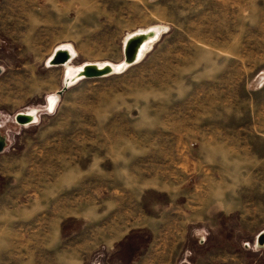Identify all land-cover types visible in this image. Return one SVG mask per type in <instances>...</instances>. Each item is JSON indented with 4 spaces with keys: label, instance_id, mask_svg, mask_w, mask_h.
<instances>
[{
    "label": "rangeland",
    "instance_id": "374dc122",
    "mask_svg": "<svg viewBox=\"0 0 264 264\" xmlns=\"http://www.w3.org/2000/svg\"><path fill=\"white\" fill-rule=\"evenodd\" d=\"M151 28H160L159 38L123 73L65 86L68 65H118L126 39ZM68 42L75 58L47 65ZM255 48L264 49V0H0V134L7 139L0 153V264H62L63 255L73 264H264V247L255 243L264 232V171L237 177L246 199L253 174L261 206L224 218L220 233L201 244L176 213L187 202L185 184L205 182L211 170H161L157 158L164 122L189 135L210 121L208 99L222 92L211 85L223 81L212 61L244 62L252 82L264 72V56L245 51ZM230 49L242 56L212 58ZM59 92L51 111L49 97ZM32 110L37 124L17 123ZM167 131V146L190 139L160 133ZM145 215L157 225L145 233L151 244L143 258L136 261L126 247L112 254L114 242L146 223ZM68 216L81 217L86 229L66 240L59 226Z\"/></svg>",
    "mask_w": 264,
    "mask_h": 264
},
{
    "label": "crops",
    "instance_id": "0c3cea01",
    "mask_svg": "<svg viewBox=\"0 0 264 264\" xmlns=\"http://www.w3.org/2000/svg\"><path fill=\"white\" fill-rule=\"evenodd\" d=\"M94 25L99 26L101 24L95 23ZM153 29L156 28L139 31L130 35L126 39L125 45L131 37L147 33ZM73 47L74 45L72 46L68 42L65 46L57 48V50L71 48L75 58L76 53ZM245 51L247 54H251V57L264 56V49L255 48ZM241 52V49L216 50L213 52L212 58L241 57ZM50 59L47 61V65ZM124 63L125 60L118 65L105 62L86 64L76 68L83 69L89 65H99L102 67L112 66L117 68ZM209 67L212 68L213 74L221 71L223 81H218L214 78L212 82L211 89L222 92L220 96L216 95L208 99V102L211 103L213 113H210L211 119L205 126V129L201 130V128H198L197 131L192 129L190 130L192 133L188 135L184 131L183 125H179V127L176 125V128L172 130L170 128L171 126L167 128L166 122H164L163 129L158 130V136L161 140L159 139L157 145V158L159 169L161 170H181L190 167V164V170H192L194 164L197 169L211 170V177L205 182L196 181L192 184L190 182L189 185L185 184V186L189 187L187 195H183L187 197V202L184 204V209L176 213L179 215L178 221H185L187 226L191 229L194 228L189 232L201 235L199 237L196 236L197 239L199 238L201 244L209 243L210 234L220 233L224 218L243 211L248 212L249 215H253L255 207H259V204L261 206L262 201L255 200L254 197L255 178L253 174L249 176V181L247 180L245 183L250 193L246 199H240L238 195L239 183L237 177L239 176L238 171L246 170L247 173L258 170L264 171V138L260 137H264V134H261L264 133V72L259 73L254 81L247 82L244 62L238 61L237 64H230L229 62L226 63L223 61L219 65V63L212 61ZM123 72H116V74ZM81 80H78L71 86L76 85ZM71 86L69 85V87ZM252 107H255V110L247 114L249 108L251 109ZM161 130L173 131L174 137H179V139L188 137L191 140H187L186 144L167 146L165 145V140L166 137H171V133L169 134L167 131V133L161 134ZM191 141H195L197 147L190 148V144L187 143ZM146 153H149V149L142 148V154L144 155ZM246 155L250 157L246 158ZM168 156L169 158L167 159ZM195 159L197 161H194ZM144 169L146 167H142V170ZM232 171H235V173ZM142 177L145 178V175L142 174ZM229 178L233 179L232 185L229 183ZM147 182L148 186L142 195L143 202L149 201L145 196L151 190V183L149 179H147ZM161 182L158 180L159 185H162ZM163 184L168 183L163 181ZM256 184H258L257 181ZM158 191L165 192V190L161 189H158ZM144 219L147 221L146 223L132 227L126 236L114 242L110 249L112 254H122V251L126 247L129 251L131 250L130 256L136 257L134 258L135 260L143 258V255L151 244L150 240L148 243H145V233L150 234V232H154L151 225H157V218L153 219L151 216L145 215ZM85 227V221L81 217L76 216L63 218L59 226L60 233L63 239L66 240L81 235L85 231ZM247 246L249 245L245 242L244 247ZM65 258L66 256L64 257L63 255L62 264L75 263L69 260L66 262L64 260Z\"/></svg>",
    "mask_w": 264,
    "mask_h": 264
},
{
    "label": "bare ground",
    "instance_id": "6f19581e",
    "mask_svg": "<svg viewBox=\"0 0 264 264\" xmlns=\"http://www.w3.org/2000/svg\"><path fill=\"white\" fill-rule=\"evenodd\" d=\"M159 35L160 28H156L147 33H142L131 37L125 45V54L128 53V58L125 59V63L123 65L117 68L112 66L102 67L99 65H89L84 67L83 69H77L76 67L68 65L66 75V86L69 87V85H73L78 80L84 79L85 72L88 67H95L96 69L101 71L110 69V72L106 74V76L116 72H123L127 67L136 64L143 57L145 50H147V48L151 45L152 42H154L158 38ZM60 52H65L70 56L72 60L74 59V53L71 48L59 49L57 50L55 55L50 59L48 65H55L54 61L56 59L57 54ZM60 93L49 97L48 109H50L51 111L56 109V104L58 100L61 99ZM37 120L38 110H32L24 114H19L16 117L17 123L23 126H29L31 124H34L37 122ZM257 246L259 248H262L264 246V232L259 237H257Z\"/></svg>",
    "mask_w": 264,
    "mask_h": 264
},
{
    "label": "water",
    "instance_id": "95a60500",
    "mask_svg": "<svg viewBox=\"0 0 264 264\" xmlns=\"http://www.w3.org/2000/svg\"><path fill=\"white\" fill-rule=\"evenodd\" d=\"M126 58H128V53L125 54V59ZM71 60L72 59L70 58V56L67 53L60 52L57 54L54 63H55V65H67ZM109 72H110V69L101 71V70L96 69L95 67H88L86 72H85V78L104 77ZM1 73H2V68L0 67V75H1ZM6 146H7V139L0 134V153L4 152Z\"/></svg>",
    "mask_w": 264,
    "mask_h": 264
},
{
    "label": "trees",
    "instance_id": "16d2710c",
    "mask_svg": "<svg viewBox=\"0 0 264 264\" xmlns=\"http://www.w3.org/2000/svg\"><path fill=\"white\" fill-rule=\"evenodd\" d=\"M148 241H149L148 239H147V241L145 240V243H148Z\"/></svg>",
    "mask_w": 264,
    "mask_h": 264
}]
</instances>
